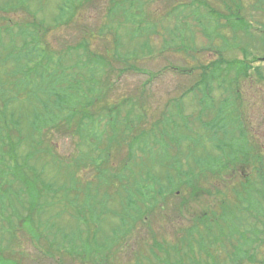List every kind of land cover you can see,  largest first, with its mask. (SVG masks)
Returning <instances> with one entry per match:
<instances>
[{
  "label": "trees",
  "instance_id": "obj_1",
  "mask_svg": "<svg viewBox=\"0 0 264 264\" xmlns=\"http://www.w3.org/2000/svg\"><path fill=\"white\" fill-rule=\"evenodd\" d=\"M41 1L0 0L1 236L5 230L11 234L26 232L31 241L49 242L48 247L57 249L63 261L77 258L76 238L83 237L81 243L88 248L86 254L103 256L111 252L119 239L128 236L137 223L145 225L157 211L161 215L169 198L186 193L182 206L188 197L210 194L204 184L216 180L227 194L223 196L217 187L214 194L224 199L208 213L193 219L192 227L183 229L182 234H175L168 242L165 239L158 242L149 228L152 243L144 242L143 249L149 255L146 261L150 260V264L242 261L244 248L264 236V153L255 144L246 115L240 117L241 106L231 105L232 95L241 93L239 81L247 78L251 70L259 80L263 79L259 65L254 63L264 60V35L258 37L256 46L250 17L242 14L247 6L245 0H218L225 13L212 10V4L206 0H188L189 4L183 6L185 10L195 7L196 11L191 12L194 17L200 8L206 9L207 26L197 18H192L193 21L202 26L206 38L219 40L225 52H230L234 42V51L240 57L222 55L202 66L201 77L181 96L172 99L174 103L167 105L166 113L150 111L142 99L147 95L142 90L136 93L137 88L131 94H114L115 81L129 73H145L138 66L145 54H151L150 38L159 29L166 30L156 28L153 16L147 14L144 6L134 7L135 3L129 0L109 1L105 24L94 27L74 24L81 31V40L76 44L64 42L57 53L48 43L47 33L62 25L71 27L75 13L91 2L50 0L54 3L53 15L44 18ZM260 4L264 6V0H258L257 5ZM171 13L175 18L180 15L176 8L168 14ZM94 40L100 43L93 45ZM170 41L171 33L167 39ZM186 41L185 38L177 41L180 47L173 48L184 53L192 51V45ZM154 77L150 74L148 81ZM213 82H218L219 89L227 93V98L217 103L210 92ZM232 86L237 88H233V93ZM190 94L197 99L194 119L199 133L187 126L190 117L183 115L182 99ZM20 101L28 107L23 117L15 113L13 106ZM19 120L24 124L23 132H17L21 127L11 125L12 122L18 125ZM52 133L75 138L77 155L67 161L55 155L49 143ZM207 136L211 143L220 137L218 143L221 140L228 147L225 156L222 148L217 149L220 155L212 152L195 155ZM24 146H28V151L20 156L18 150ZM40 154L54 155L67 170L73 168L57 190L52 189L57 185L53 182L55 178L48 180L44 175L46 164L37 165ZM243 166L253 168L250 177L234 186H225L223 175L227 171L235 173L237 167ZM5 188L14 195L4 198L1 191ZM60 189H64L63 197L78 219L72 237L59 228L52 232L57 214L46 219L42 215ZM110 191L118 192L119 209L109 213L106 205L113 197ZM230 204L233 208L225 207ZM8 209L12 213H7ZM108 214L116 223L109 235H100V227L94 224L106 222ZM245 214L253 220L248 221ZM57 237L61 238L59 242L55 241ZM64 246L70 252H63Z\"/></svg>",
  "mask_w": 264,
  "mask_h": 264
},
{
  "label": "rangeland",
  "instance_id": "obj_2",
  "mask_svg": "<svg viewBox=\"0 0 264 264\" xmlns=\"http://www.w3.org/2000/svg\"><path fill=\"white\" fill-rule=\"evenodd\" d=\"M109 1L111 0H90L91 4L83 9H79L77 13H75V19L71 21V25L73 26L74 24L80 23L86 27H94L99 24H105V11L107 10ZM206 1L212 4V10L225 13L224 7L220 6L218 0ZM245 2L247 6L246 9L242 11V14L249 15L250 18L248 20L253 24H251L252 28L250 31L252 35L256 37V46H259L257 39L260 35H264L262 32L264 29V6L263 4L257 5L258 0H245ZM131 3H135L134 7L138 5L144 6L147 14L149 15L151 13L150 15L153 16V20L156 22V28H165L171 33V41L169 43L167 42V39H169V33H167L166 30L163 32L159 29L158 34L153 35L150 38L151 54H145L143 59L139 62L138 67L141 68V71L145 70V73H129L128 75L121 77L117 82L115 81L116 89L114 94H131L133 91L135 92L134 88H137L138 91L136 90V93L142 90L147 95L142 97V99L144 101L146 100V105L150 107V111L163 110L164 113H166L167 108H169L167 105L170 106L174 103L172 99L181 96L182 93L186 92L201 77V74L203 73V70L201 69L202 66L208 65L222 55L225 58H235V56L240 57V53L234 51L236 48L234 42H231L230 52H225V50L221 48L222 45L219 40H210L203 35L201 31L202 26L197 25L192 18H197L204 26H207V10L200 8L196 14L197 16L194 17V14H191V12L196 11L194 9L195 7L190 6L187 7L186 10L183 8L184 5L189 4L188 0H133ZM257 6L260 7V10ZM53 7L54 3L52 1L42 0L40 5L41 17H51V15H53L52 12L54 11ZM174 8H176L177 15L180 14L178 18H175L172 13L168 14ZM184 16H186V18ZM261 24H263V26H260ZM72 26L64 27L62 25L49 30L47 33L46 39L55 52H60L58 50H60L61 44H66L64 42L76 44L81 40L82 35L80 29L77 28V26ZM184 38L187 39L186 44L192 45V51L188 50L184 53L179 49L176 50L173 48L175 45L180 47V43L177 41ZM239 41L243 46V40L240 38ZM244 41L246 40L244 39ZM99 43L100 42L97 40L93 41V45H98ZM257 65H259V72L262 74L263 80H259L255 72L251 70L247 78L239 81V90L242 94L239 92L240 97L239 95L237 96L236 94H233V102H231V105L234 103V105L241 106L239 111L240 117L242 118L244 114L246 115V122H249L251 126L250 131L253 136H255V144L259 145L261 151L264 153V62L254 63V66ZM181 69H185V71H182ZM150 74H154L155 77L148 81ZM231 76L232 74L230 75V78ZM218 84V82H213L210 87V92L212 94L211 97L216 103L227 98V93L223 92V89H219ZM227 86L228 84L226 83V90L228 89ZM233 88L237 89L236 86H232V93L235 92ZM196 94L198 97L200 96L198 93ZM111 97L115 100L113 95H111ZM182 100V104L184 105L183 115L185 117H190L187 126L199 133V125L194 119L197 109V99H194L193 95L190 94L184 96ZM246 102L249 104L246 105ZM13 106L16 108L14 109L15 113L17 115H22V117L23 113L28 110V107L24 105L23 101H20ZM11 125L21 127L17 132H23L24 130L22 120H19L18 125H15L13 122ZM197 133L193 135L196 136ZM219 138L220 137H216L214 142L211 143L209 142V137H205L202 145L195 151V155L203 156L209 152L220 155V153L217 152V149L222 148L225 156L228 147L225 148V146L221 144V140L219 141L220 145L218 143ZM49 143L53 148L55 155L65 161H67V159L70 160L77 155L75 145H77L78 142L75 138L60 133H52ZM20 151L18 150L20 156L26 154L28 146H24ZM58 157L54 155L48 156L47 154H40L37 158V165L42 163L46 164L45 177L48 180H51L52 177L55 178L53 182L57 185L52 188L53 190H57L61 182L67 180L66 176L68 171H73V168L67 170L64 167V163L60 164L61 159ZM1 164L2 161L0 159V166ZM234 172L235 173H230V171H227L226 174L223 175L225 186H234V183L242 181L247 177L249 178L251 172H253V168L251 166L237 167ZM79 176H83V174H79ZM226 182H228V184ZM5 183H9L8 179H5ZM16 183L18 182H15V184ZM38 187H41L40 181L38 182ZM204 187L211 191V193L208 194L204 192L193 198L188 197L185 200L186 203L182 206L181 201L183 197L187 196L186 193L184 196L181 195L182 197L169 198L165 207L166 210L161 212V215H159L157 211L153 214L154 216L145 223V225L137 223L128 236L119 239L111 248V252H107L103 254V256L92 255L90 257L86 254L85 252L88 251V248L81 243L83 237H78L76 238L77 258L66 259L63 261L64 257L60 256L57 249L54 248L52 250L51 247H48L49 242L45 243L44 240H41L40 242L31 241L32 238L30 235L21 230L16 231L14 234L5 230L3 236L0 234V264H81L80 261L84 262V264H143L144 262L145 264H150V260L149 262L146 261L149 259L148 252L146 249H143L144 242L152 243L149 228L151 229L150 232L155 235V239L158 242L162 239H165L168 242L174 238L175 234H182L183 229L192 227L193 219L197 216L208 213L211 208L215 206L219 200L224 199L223 196L227 194L226 192L224 193V190H222L223 188L216 183V180L207 181L204 184ZM217 187L220 189V192L223 193V196L220 194H214ZM17 189L18 187L16 190ZM1 192L4 198L8 197V195H14V192L9 188H5ZM55 194L52 205L47 207L42 215H44V219H46L49 215L57 214V216H55V222L53 223L54 227L52 228V232L55 233L56 229L59 228L64 233L70 234L72 237L78 219L72 214L73 208L66 203L63 197L64 189L58 190ZM109 194L113 196L111 200H108L106 205V210L110 213L119 209V198L117 191H110ZM225 207L233 208V204L225 205ZM215 210L221 213L220 208L216 207ZM7 213H12V210L8 209ZM83 216L84 215L81 214L80 218ZM106 216L109 217L106 222H103L100 226L99 224H94L95 227H100V235H109L113 225L116 223V220L110 217V214ZM244 216L248 221L253 220L249 218L247 214ZM12 219L18 222L16 218L13 217ZM226 222L227 221L225 220V223ZM1 228L2 222L0 220V229ZM48 238L52 239V237ZM60 240L61 238L57 237L55 241L59 242ZM164 249L168 250L167 247H164ZM62 251L70 252V248L64 246ZM84 256H86L85 259H83ZM162 256L163 255H161V257Z\"/></svg>",
  "mask_w": 264,
  "mask_h": 264
},
{
  "label": "flooded vegetation",
  "instance_id": "obj_3",
  "mask_svg": "<svg viewBox=\"0 0 264 264\" xmlns=\"http://www.w3.org/2000/svg\"><path fill=\"white\" fill-rule=\"evenodd\" d=\"M238 264H264V236L253 242L251 246L244 248L243 259L238 261Z\"/></svg>",
  "mask_w": 264,
  "mask_h": 264
}]
</instances>
